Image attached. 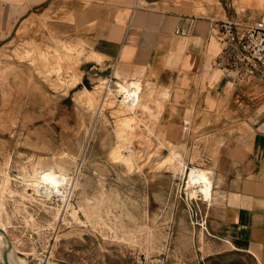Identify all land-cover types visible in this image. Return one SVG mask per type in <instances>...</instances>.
Listing matches in <instances>:
<instances>
[{
    "label": "rangeland",
    "instance_id": "obj_1",
    "mask_svg": "<svg viewBox=\"0 0 264 264\" xmlns=\"http://www.w3.org/2000/svg\"><path fill=\"white\" fill-rule=\"evenodd\" d=\"M86 52L53 38L0 40L2 233L31 264H195L193 227L203 228L185 199L200 198L202 213L205 200L188 188L186 162L159 164L172 144L134 142L154 133L139 122L160 101L145 93L129 101L119 83L114 98L107 71L81 82L84 60L94 59ZM55 179V191L44 188Z\"/></svg>",
    "mask_w": 264,
    "mask_h": 264
},
{
    "label": "crops",
    "instance_id": "obj_2",
    "mask_svg": "<svg viewBox=\"0 0 264 264\" xmlns=\"http://www.w3.org/2000/svg\"><path fill=\"white\" fill-rule=\"evenodd\" d=\"M226 19L264 20V0H0V40L83 48L94 59L81 82L108 74L139 98L153 94L160 104L149 102L153 119L139 126L154 133L134 142L172 144L159 164L173 157L212 179L195 264H264V73L221 61L214 23Z\"/></svg>",
    "mask_w": 264,
    "mask_h": 264
},
{
    "label": "built area",
    "instance_id": "obj_3",
    "mask_svg": "<svg viewBox=\"0 0 264 264\" xmlns=\"http://www.w3.org/2000/svg\"><path fill=\"white\" fill-rule=\"evenodd\" d=\"M214 24L218 28L222 43V62L233 61L239 67L264 73V20L245 23L236 19H226ZM116 82L111 75L106 76V89L111 88V94L114 98H116ZM192 167V165H186L184 168L189 172ZM185 200L194 216H200L197 225L205 228L206 214L202 213L198 204L201 199L189 196Z\"/></svg>",
    "mask_w": 264,
    "mask_h": 264
},
{
    "label": "bare ground",
    "instance_id": "obj_4",
    "mask_svg": "<svg viewBox=\"0 0 264 264\" xmlns=\"http://www.w3.org/2000/svg\"><path fill=\"white\" fill-rule=\"evenodd\" d=\"M62 49L64 50V48H62ZM56 50H58V48H56L55 51ZM138 92H139L138 88L134 87L132 90L128 91L127 93H124V96L127 97V99L130 101V100H133V98L136 96V94ZM60 175H62V174H60ZM58 181H59L58 179L57 180L55 179L54 181L49 182L47 187H44V188H46L48 191H55ZM187 186L189 189H193L194 192L201 195L202 199L207 198L210 194V191H211L212 179L209 176V173L207 171L200 170L197 168H192L187 175ZM46 189H45V191H46ZM1 228L2 227H0V238L4 239L6 241L8 238L9 242L11 243V247L7 253L8 262L10 264H31L27 260H22V256L17 254V248L13 246V243H12L11 239L9 238V236L2 233ZM6 246H7V242L0 240V260L3 262V264H6L5 258H4V250H3Z\"/></svg>",
    "mask_w": 264,
    "mask_h": 264
},
{
    "label": "water",
    "instance_id": "obj_5",
    "mask_svg": "<svg viewBox=\"0 0 264 264\" xmlns=\"http://www.w3.org/2000/svg\"><path fill=\"white\" fill-rule=\"evenodd\" d=\"M10 247H11V243L9 242V239L7 238V246L3 249L4 250V258H5L6 264H10L8 262V258H7V253H8V250L10 249Z\"/></svg>",
    "mask_w": 264,
    "mask_h": 264
}]
</instances>
